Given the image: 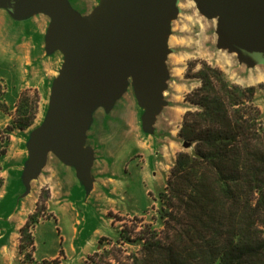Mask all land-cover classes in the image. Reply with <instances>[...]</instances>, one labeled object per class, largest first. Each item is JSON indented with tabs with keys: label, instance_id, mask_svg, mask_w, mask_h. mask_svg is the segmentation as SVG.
I'll return each mask as SVG.
<instances>
[{
	"label": "crops",
	"instance_id": "0c3cea01",
	"mask_svg": "<svg viewBox=\"0 0 264 264\" xmlns=\"http://www.w3.org/2000/svg\"><path fill=\"white\" fill-rule=\"evenodd\" d=\"M196 7L204 18L216 20V37L212 40L215 51L208 52L204 56L205 59L229 72L230 68L226 67L231 65L232 57L237 64L236 71L232 72L233 75L243 72L247 76L246 80L240 82L244 83L242 85L264 82V74L260 69L264 67V56L256 52L250 58L247 57L242 45L226 38L224 32L220 30L222 17L220 14L202 10L197 4ZM9 9H11V4L6 0H0V78H5L7 82L6 90L3 89L0 94V102L4 105V110L0 109V129L4 126H12L10 136L12 141L14 140V144L0 157V174L3 177V185L0 190V264H16L20 229L36 210V204L43 187L50 191L48 200L50 212L55 214L57 207L72 213V233L68 250L75 256L80 252V258H84L86 255L81 253L82 246L80 245L81 248L76 246L79 233L77 226L81 225V221L73 203L68 199L76 184L72 170L81 186L80 189L84 190L87 197L89 194H94L97 202H103L104 211L111 210L121 215L130 216L132 213L135 214L138 208L147 204L133 203V205L124 207L119 206L115 200L119 194L117 186L119 183L117 184L113 173L110 175L108 173L113 172L114 169L103 162V157L99 156L98 145H95L98 147L97 149V147L93 148L88 144L89 133L94 124V115L99 109L98 105L107 114V111L112 110L120 98L124 97V94L132 90L135 97L134 105H138L140 116L139 118H125L127 125L125 132L126 135L131 134L135 138L136 155L142 159L136 173L141 179H149L160 184L161 191L165 186L168 170L176 155L184 149L179 133L184 114L192 109V105L185 101V95L200 86L201 82L198 79L185 76L186 61L190 53L174 51L172 45L178 44L177 42L184 38H176L172 32L173 28L170 26L160 34L164 53L158 59L157 88L153 101L151 103L137 101L135 96L137 90L133 78L128 76L129 73L123 74L120 84L114 83L107 95L98 94L97 97L81 104V107L84 106V118H81L80 129L83 153L79 155L66 151L54 141H50L46 145L42 160L36 138L38 131L45 124L54 120L53 93L56 80L66 62V47L56 44L50 37V28L53 23L51 18L47 29L44 30L41 28V20L35 21L37 28L34 34H37L38 37L42 35L41 41H36L34 34L18 42L12 41L7 34H4L6 12ZM58 52L60 56L57 54ZM51 60L54 63L61 60V66L57 71H53L49 67ZM23 65H26V69H23ZM25 89L37 90L40 98L42 96L46 110L41 124L19 129L14 127L12 117L21 93ZM256 100L259 101L257 98ZM258 105L263 113V104L260 102ZM137 123L138 125H136ZM107 132L109 141L115 136V125H111ZM94 136V142L98 140L96 143L104 146L105 140L100 138V133H98V137L97 133H94ZM82 169L85 173L83 179L80 177ZM104 188L108 189V197H105L103 193ZM149 192L155 193L147 189L145 192L147 199ZM41 222L36 224L35 229ZM88 242L86 241L85 244ZM34 255L36 259L40 260L56 256V254L47 253L41 255L35 253Z\"/></svg>",
	"mask_w": 264,
	"mask_h": 264
},
{
	"label": "trees",
	"instance_id": "16d2710c",
	"mask_svg": "<svg viewBox=\"0 0 264 264\" xmlns=\"http://www.w3.org/2000/svg\"><path fill=\"white\" fill-rule=\"evenodd\" d=\"M195 62L199 70L190 74V63L186 77L201 84L185 95L195 109L186 111L179 133L193 150L176 155L159 193L162 228L124 226L116 244L138 245L136 252L109 257L113 248L95 251L84 264L106 258V264H264V125L256 87L233 83L207 61ZM32 121L21 95L13 124L24 129ZM37 211L20 229L21 250L33 246L29 228Z\"/></svg>",
	"mask_w": 264,
	"mask_h": 264
},
{
	"label": "rangeland",
	"instance_id": "374dc122",
	"mask_svg": "<svg viewBox=\"0 0 264 264\" xmlns=\"http://www.w3.org/2000/svg\"><path fill=\"white\" fill-rule=\"evenodd\" d=\"M6 1L11 4V9L6 12L4 34H7L8 37L15 42L26 39L35 33L34 31L37 28L35 23L36 20H41L42 30L45 28L47 29L50 18L52 21L55 19V22L59 24L65 20L64 18H61V15H63L62 11H59L57 14L56 10L48 11L44 8H41V11L38 10L37 6H45L47 4V0ZM65 1L67 3L66 22L74 23L81 18L89 16L94 11V8L97 7L103 0ZM171 3L173 10L171 11V14L166 17L165 26L166 29L170 26L173 28L172 32L176 38H184L183 40L178 41V44L172 45V48L175 52L187 51L190 53V56L186 61L185 76L190 63L192 64V68L189 71L190 74H194L199 70L201 65L199 62L193 63L195 60H204L215 65L205 59L204 56L210 51H215L214 41L212 40L216 37V20L206 19L197 11V0H172ZM34 35H36V41L42 40V35L39 37L37 34ZM57 54L60 56L59 52ZM230 61L231 65L226 67L227 69L230 68V73L218 65L215 66L219 67L225 73L226 77L233 83L241 86H250L242 85L244 83H240L246 80L247 76L245 73L241 72L233 75L232 72L236 71L237 64L235 59L232 57ZM60 66L61 60L57 63H54V61L51 60L49 64V67L52 68L53 71H57ZM23 69H26V65H23ZM260 69L261 73L264 74V67H261ZM128 76L133 78L131 74H128ZM188 78L198 79L196 77ZM253 86L256 87L255 97L259 100H256V104L261 111L262 122L264 125V111L262 113V110L258 105L261 102L264 108V82H257ZM6 88V79L0 78V94L2 90L4 89L5 91ZM136 88L138 91L135 96L138 99L137 101H140L143 96V91L139 84ZM97 90L99 91L100 87H98ZM21 95L22 98H24V101L27 102L28 114H33V121L31 125L38 126L42 123L44 112L46 110V105L42 96L40 98L38 91L33 89H25L22 91ZM134 100L135 97L133 92L132 90H129L128 93L124 94L123 98H120L112 110L107 111V114L102 111V107L98 105L99 109H97L98 111H96L94 115V124L89 133L90 136L88 137V144L93 148L97 147L95 145H98L100 151L99 156L103 157V162L109 165L111 169H114V171L116 170L115 172L110 171L108 173L109 175L113 173L112 175L117 179V184L119 183V185H117L119 194L115 198L118 205L127 207L129 205H133V203L147 204L142 208H138L137 212L135 214H130V216L121 215L118 212L111 210L104 211L103 202H97L94 194H89L87 197L84 190L80 189L81 186L74 175V171L72 170L71 172L76 180V184L72 189L71 196L68 199L73 203V206L78 213V218L81 221V225L77 226L79 233L77 235L76 246H79L80 248L82 246L81 253L86 256L84 258H80V252L75 256L68 250L72 233V213L58 209L57 207L55 208V214L50 212V209L48 208L50 191L49 189L43 187L36 204V208H38L36 221L31 224L29 228L30 234L33 237V246L26 245L24 250L20 249V231V243L18 245L16 264H84L88 256L93 254L95 251H99L100 254H103L104 251L112 248L113 252L110 254L111 256L109 255V257L116 256L117 254L119 255V253L121 254V257H124L129 253L136 252L139 246L127 242L116 244L120 228L126 226L129 230L134 229L135 232L142 229L144 225H151L153 228L158 230L162 228L159 220L158 196L165 186L160 191V184L152 182L149 179H141V177L137 175L136 170L139 169V164L142 159L139 155H136L137 146L135 138L131 134L126 135L125 132V129L127 128L125 118H139L140 116V109L137 104L134 105ZM193 109H195V107L192 105V109L190 110ZM80 110L84 111V106H82ZM76 124H79V122L70 124L67 131H73ZM111 125H115V136L108 141L107 136H109V134L107 130ZM136 125H138V123ZM11 130L12 126H4L0 129V157L14 144V140L12 141L10 136L12 134ZM94 133H97V137L98 133H100V138L105 140L104 146L97 144L96 142L98 140L94 142ZM192 150L193 145L190 143L189 146L184 147L182 151L191 153ZM80 177L82 179L85 177L84 169L80 170ZM84 183L85 180L83 181V184ZM2 185L3 177L0 174V190ZM147 189L155 192H149L148 199L145 194ZM103 193L105 197L109 196L107 188H104ZM105 207L107 208V206ZM35 212L36 210L34 213ZM40 221L42 222L35 229L36 224ZM126 235L128 236L129 234L126 233ZM86 241L89 242L85 244ZM117 248H120L122 252H116V250L114 251V249ZM35 253L38 255L46 253L51 255L56 254V256L50 259L40 260L35 258ZM44 261L46 263H44ZM108 262L109 261L106 258L103 259L102 264H106Z\"/></svg>",
	"mask_w": 264,
	"mask_h": 264
},
{
	"label": "water",
	"instance_id": "95a60500",
	"mask_svg": "<svg viewBox=\"0 0 264 264\" xmlns=\"http://www.w3.org/2000/svg\"><path fill=\"white\" fill-rule=\"evenodd\" d=\"M172 0H103L87 17L66 22L67 3L47 0L37 8L62 11L50 37L66 47L67 58L56 80L52 112L54 120L38 131L36 142L43 160L46 145L54 141L69 152L82 154L81 124L84 101L107 95L123 74L132 75L143 91L141 102L151 103L157 88L158 59L163 56L161 31L171 14ZM198 6L220 14V30L241 44L247 57L264 56V0H197ZM56 17V16H55ZM100 87L98 91L97 88ZM138 91V89L136 88ZM79 117V118H78ZM78 123L68 132L72 123ZM184 141V147L189 146Z\"/></svg>",
	"mask_w": 264,
	"mask_h": 264
}]
</instances>
